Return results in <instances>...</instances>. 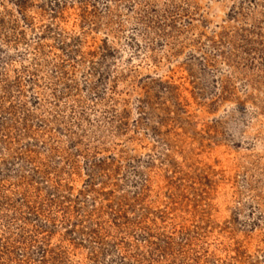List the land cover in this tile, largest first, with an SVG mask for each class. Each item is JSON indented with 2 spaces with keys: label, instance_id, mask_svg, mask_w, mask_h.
Here are the masks:
<instances>
[{
  "label": "rangeland",
  "instance_id": "obj_1",
  "mask_svg": "<svg viewBox=\"0 0 264 264\" xmlns=\"http://www.w3.org/2000/svg\"><path fill=\"white\" fill-rule=\"evenodd\" d=\"M0 264H264V0H0Z\"/></svg>",
  "mask_w": 264,
  "mask_h": 264
}]
</instances>
